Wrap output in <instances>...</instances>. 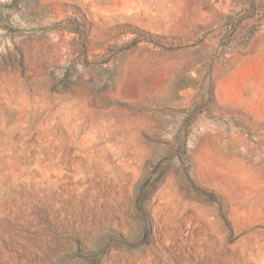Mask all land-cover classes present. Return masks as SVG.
Segmentation results:
<instances>
[{
  "label": "rangeland",
  "instance_id": "1",
  "mask_svg": "<svg viewBox=\"0 0 264 264\" xmlns=\"http://www.w3.org/2000/svg\"><path fill=\"white\" fill-rule=\"evenodd\" d=\"M0 264H264V0H0Z\"/></svg>",
  "mask_w": 264,
  "mask_h": 264
}]
</instances>
